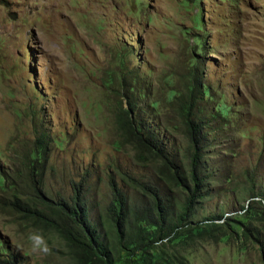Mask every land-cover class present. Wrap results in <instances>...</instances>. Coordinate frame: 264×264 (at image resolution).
Wrapping results in <instances>:
<instances>
[{
	"label": "rangeland",
	"instance_id": "rangeland-1",
	"mask_svg": "<svg viewBox=\"0 0 264 264\" xmlns=\"http://www.w3.org/2000/svg\"><path fill=\"white\" fill-rule=\"evenodd\" d=\"M128 101L174 152L193 106L208 121L193 227L156 250L172 264H264V0H0V264H78L57 203L74 183L117 255L109 180L135 199L128 176L158 165L123 125ZM32 233L50 254L31 250Z\"/></svg>",
	"mask_w": 264,
	"mask_h": 264
},
{
	"label": "trees",
	"instance_id": "trees-1",
	"mask_svg": "<svg viewBox=\"0 0 264 264\" xmlns=\"http://www.w3.org/2000/svg\"><path fill=\"white\" fill-rule=\"evenodd\" d=\"M205 89L208 91V87L203 91ZM128 103L123 109V125L142 155L139 159L158 162V165L153 167L147 179L128 176L138 191L135 199H130L115 179L109 180L112 197L106 213L115 231L117 255L98 222L92 220L81 183L80 188L74 183L71 194L59 198L58 209L66 218L61 233L78 264L174 263L175 260L159 253L156 245L159 241L179 238L181 231H187L185 236L190 232L195 205L211 177L203 160L208 128L203 107L195 105L188 112L193 118L187 124L189 144L179 153L169 146L156 124L142 117L144 112L137 104ZM37 143L35 153L43 156L47 143L43 135ZM219 217L213 214L206 220L214 221ZM120 253H123L122 257ZM7 257L5 264H19L15 256Z\"/></svg>",
	"mask_w": 264,
	"mask_h": 264
},
{
	"label": "clouds",
	"instance_id": "clouds-1",
	"mask_svg": "<svg viewBox=\"0 0 264 264\" xmlns=\"http://www.w3.org/2000/svg\"><path fill=\"white\" fill-rule=\"evenodd\" d=\"M31 250L34 253L40 255H48L51 252V248L48 246L47 242L44 240L43 236L38 233H32L28 237Z\"/></svg>",
	"mask_w": 264,
	"mask_h": 264
}]
</instances>
